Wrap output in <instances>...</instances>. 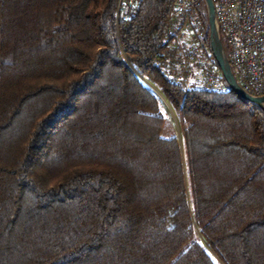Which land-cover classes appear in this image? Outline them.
I'll use <instances>...</instances> for the list:
<instances>
[{
  "label": "trees",
  "instance_id": "trees-1",
  "mask_svg": "<svg viewBox=\"0 0 264 264\" xmlns=\"http://www.w3.org/2000/svg\"><path fill=\"white\" fill-rule=\"evenodd\" d=\"M130 1L0 0V264H264V109Z\"/></svg>",
  "mask_w": 264,
  "mask_h": 264
},
{
  "label": "built area",
  "instance_id": "built-area-1",
  "mask_svg": "<svg viewBox=\"0 0 264 264\" xmlns=\"http://www.w3.org/2000/svg\"><path fill=\"white\" fill-rule=\"evenodd\" d=\"M131 0L129 8L133 7ZM203 0H174L166 25L173 54L171 82L185 83L193 66L203 67L201 88L226 92L219 67L213 65L201 16ZM218 36L239 86L254 96L264 95V0H212Z\"/></svg>",
  "mask_w": 264,
  "mask_h": 264
},
{
  "label": "water",
  "instance_id": "water-1",
  "mask_svg": "<svg viewBox=\"0 0 264 264\" xmlns=\"http://www.w3.org/2000/svg\"><path fill=\"white\" fill-rule=\"evenodd\" d=\"M208 16L209 23V42L213 53V56L221 70L223 78L227 83L228 87L240 97L260 106L264 109V95L254 96L245 92L237 83L231 70L226 52L218 36V31L214 18V7L212 0H203ZM158 95L163 99L161 94L149 83H147ZM164 100V99H163Z\"/></svg>",
  "mask_w": 264,
  "mask_h": 264
},
{
  "label": "rangeland",
  "instance_id": "rangeland-1",
  "mask_svg": "<svg viewBox=\"0 0 264 264\" xmlns=\"http://www.w3.org/2000/svg\"><path fill=\"white\" fill-rule=\"evenodd\" d=\"M203 67L202 66H193L191 69V73L187 75L185 83H195L201 85L203 79ZM174 118V116H172Z\"/></svg>",
  "mask_w": 264,
  "mask_h": 264
}]
</instances>
